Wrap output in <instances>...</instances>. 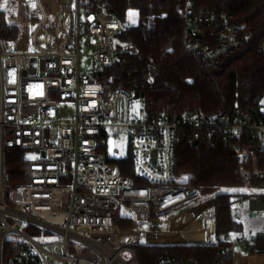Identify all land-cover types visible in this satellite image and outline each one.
<instances>
[{"label":"built area","instance_id":"built-area-1","mask_svg":"<svg viewBox=\"0 0 264 264\" xmlns=\"http://www.w3.org/2000/svg\"><path fill=\"white\" fill-rule=\"evenodd\" d=\"M35 2L39 14L32 15L36 24L25 43L9 50L0 38V264L7 242L15 264H137L135 246L142 241H173L178 233L161 230L162 217L201 198L179 184L175 154L186 127L248 139L235 146V158L242 173L264 179L263 108L237 110L233 117H151L136 92L107 93L98 79L118 52L136 51L121 41L124 24L107 5L86 11L81 0ZM183 15L184 47L207 66L217 67L246 43L227 10L187 0ZM83 55L93 56L98 68L83 71ZM61 106L73 112L58 119ZM121 131L128 136L124 154L109 147ZM10 148L26 150L29 182L7 189ZM255 149L262 150L260 158ZM29 151L39 157L30 158ZM131 166L134 173L122 172ZM256 211L264 223V207ZM120 220L132 226L123 228ZM226 239L234 250L258 251L264 249V227Z\"/></svg>","mask_w":264,"mask_h":264},{"label":"trees","instance_id":"trees-1","mask_svg":"<svg viewBox=\"0 0 264 264\" xmlns=\"http://www.w3.org/2000/svg\"><path fill=\"white\" fill-rule=\"evenodd\" d=\"M186 1L81 0L86 11L107 5L124 24L121 41L136 49L118 52L114 61L100 70L98 79L104 90L143 93L151 117L173 119L188 113L233 117L237 110L243 114L251 109L260 111L264 102V50L260 49L264 41V0H192L199 8L229 11L231 20L247 36L245 45L217 67L205 65L184 47ZM129 12L137 14V22L126 23ZM8 14L0 7V38L14 44L20 38V28ZM247 141L237 140L221 129H182L175 154L179 184L199 191L201 197L215 193L214 210L209 216L215 241H142L135 246L137 264H234L235 250L226 236H244L246 223L238 217L239 201L250 197L264 201V179L242 173L244 165L235 158V146ZM255 150L260 158L262 150ZM126 163L130 161L126 159ZM259 165L264 166V161L260 160ZM28 167L25 149L7 150V189L29 182ZM132 169L122 168V172L132 174ZM120 223L123 228L132 226L130 222ZM12 248L7 242L4 264H15Z\"/></svg>","mask_w":264,"mask_h":264},{"label":"rangeland","instance_id":"rangeland-1","mask_svg":"<svg viewBox=\"0 0 264 264\" xmlns=\"http://www.w3.org/2000/svg\"><path fill=\"white\" fill-rule=\"evenodd\" d=\"M33 4L35 5V7H33ZM0 5H3L2 8H5L7 10H10V14L9 15V20H15L18 21L24 25H28L29 30H33L36 22H34L31 18L33 14H39L38 9H37V5L35 0H7V4L5 5L4 0H1ZM133 20L135 22H137L138 17L137 14L132 17L131 19L129 18V15L127 17V24H131V23H135L133 22ZM15 44H8L7 47L9 50H13L15 49ZM83 52L89 54L91 53V50L88 49L87 47L83 46ZM81 68L83 71L85 72H91L93 70H96L98 68V63L96 61V59L93 56H89V55H83L81 57ZM138 104H142L144 105L143 100H138L137 101ZM264 109V102L261 106ZM73 112L72 107L70 106H61L60 108V112L58 115V119H64V116H68ZM109 147L112 149L113 147H118L121 151V154H124L127 152L128 150V136L124 131L120 132V138L116 141L112 140L110 142ZM28 156L32 159L38 158L39 157V153L37 151H29L28 152ZM254 198V202L255 203H250L251 208H252V212L250 214V216L255 217L254 220H249V222H246V229L244 231V235L245 236H252L254 234H256L257 230H261L264 227V223L261 219H259L257 217V211L254 210V206L258 207V208H263L264 207V202L262 200H260L257 197H250V199ZM214 201H215V193H211L205 196H202L200 199L190 202L187 205H185L184 207L178 209L177 211H182L185 210L187 208H190L193 211H200L201 215H203L207 221V239L206 241L208 242H213L215 241V231H214V226H213V220L211 217V213L214 210ZM240 208H242L240 206ZM173 212H170L166 215H164L162 217V221L163 223L166 222V219L168 217V215H171ZM192 213V212H191ZM190 213V214H191ZM251 222H255L252 223ZM179 223L182 224L183 226H185L186 223V228H188L187 225V220L186 218L180 219ZM159 228L161 230H167V229H175L176 226L174 224H160ZM193 233H196V231H193ZM189 235H191V238H196L195 234H191L189 233ZM175 241H182L184 240L182 237L180 236H174L172 237ZM235 253L238 252H242V253H248V254H262L264 255V252H251L249 250H246L245 247L239 246L235 249L234 251ZM245 262V261H244ZM242 264H244L242 262ZM250 264H260L258 262H250Z\"/></svg>","mask_w":264,"mask_h":264},{"label":"crops","instance_id":"crops-1","mask_svg":"<svg viewBox=\"0 0 264 264\" xmlns=\"http://www.w3.org/2000/svg\"><path fill=\"white\" fill-rule=\"evenodd\" d=\"M11 22L18 24V26L20 28L19 40H22L21 44H24L25 41L27 40V38L30 36L31 30H29V27L27 24L24 25V24H22L18 21H15V20H12ZM16 43H14V44H16ZM249 202L255 203L254 198L244 199L243 204H238V214H239L238 217L241 218L243 221H245V223L247 221L249 222V220H254V218H255V217L250 216V214L253 210H252ZM240 206L242 208H240ZM256 208H258V207L254 206V210H256ZM183 218H186L188 228H186V223H185V226H183L182 224L179 223V220L183 219ZM196 221L200 222L199 227L195 226ZM252 223H255V222H251V224ZM162 224L163 225L174 224L176 226L175 229H167V230L177 232L178 233L177 236H180L179 232H182L183 234H185V236L189 240H187V241L185 239L182 240L184 242H204L207 239V235H208L207 225L208 224H207L205 217L203 215H201L200 211H198V212L193 211L190 208H187V209L182 210V211L175 210V211H173V213L171 215H168L166 222L165 223L162 222ZM193 231H196V233H193ZM257 231H259V230H257ZM189 233L195 234L196 238L195 239L191 238V235H189ZM180 237H182V236H180ZM170 240L175 241L173 238H171ZM242 262L244 264H250V262H258L260 264H264V255H262V254L256 255V254H248V253L244 254L242 252H238V253L234 252V264H242Z\"/></svg>","mask_w":264,"mask_h":264},{"label":"snow or ice","instance_id":"snow-or-ice-1","mask_svg":"<svg viewBox=\"0 0 264 264\" xmlns=\"http://www.w3.org/2000/svg\"><path fill=\"white\" fill-rule=\"evenodd\" d=\"M4 3H5V5L7 4V0H4ZM3 5H0V7H2ZM33 7H35V5L33 4ZM129 18L131 19L132 17H134L135 15H136V13H134V12H129ZM133 22H135L134 20H133ZM125 255H127V254H125Z\"/></svg>","mask_w":264,"mask_h":264},{"label":"water","instance_id":"water-1","mask_svg":"<svg viewBox=\"0 0 264 264\" xmlns=\"http://www.w3.org/2000/svg\"><path fill=\"white\" fill-rule=\"evenodd\" d=\"M200 37H202L201 35H200ZM144 95H143V93H140V92H136L135 93V98L136 99H139V98H141V97H143Z\"/></svg>","mask_w":264,"mask_h":264},{"label":"bare ground","instance_id":"bare-ground-1","mask_svg":"<svg viewBox=\"0 0 264 264\" xmlns=\"http://www.w3.org/2000/svg\"><path fill=\"white\" fill-rule=\"evenodd\" d=\"M195 223H196L195 226H198V227L200 226V222L196 221Z\"/></svg>","mask_w":264,"mask_h":264}]
</instances>
